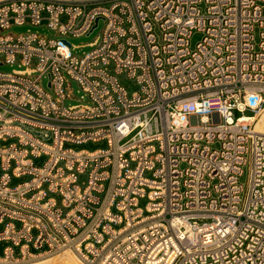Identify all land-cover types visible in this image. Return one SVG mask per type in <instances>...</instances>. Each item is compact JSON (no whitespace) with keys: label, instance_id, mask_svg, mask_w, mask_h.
<instances>
[{"label":"built area","instance_id":"1","mask_svg":"<svg viewBox=\"0 0 264 264\" xmlns=\"http://www.w3.org/2000/svg\"><path fill=\"white\" fill-rule=\"evenodd\" d=\"M26 25L54 37L9 33ZM5 65L0 264H264V0L2 1Z\"/></svg>","mask_w":264,"mask_h":264},{"label":"rangeland","instance_id":"2","mask_svg":"<svg viewBox=\"0 0 264 264\" xmlns=\"http://www.w3.org/2000/svg\"><path fill=\"white\" fill-rule=\"evenodd\" d=\"M103 29H104V22L101 21L99 23V27L90 36H85V37H81V38L69 37L68 38V42L74 48L72 50L73 55L77 56L79 58H82L85 55H87L90 52H92L93 49L88 47V45L94 43V41L101 35ZM28 32L38 33L40 35L47 36V37H54V34L52 32H50L47 29V27H45V26L34 28V27L29 26V25H26V26H23V27H13L9 31L10 34H14V35H24V34H26ZM201 40H202V35L199 34V33H194V35H193V37L191 39V42H190L191 49L195 50L197 44L200 43ZM17 68H18L17 66L5 65V66H1L0 67V72L11 73L14 70H17ZM120 81L128 89L130 94H132V93L137 91L136 85L133 84V83L128 82L125 79V77L122 76L120 78ZM71 84H72V90H73V93H74L75 100L71 101V102H69V101L66 102V106H74V105H76L77 104L76 100L80 99V97L83 96V94H82L80 88L78 87V85L76 83H73V82ZM42 85L44 87H47V79L43 80ZM246 114L248 116L251 115L250 113H246ZM236 116H239V115L236 114ZM11 142H13V141L9 142L8 140H5L4 142L1 143V145H6V144L11 143ZM67 147L73 148L75 150L95 151V150L106 148V144L105 143H98V144L90 143V144L83 145V146L68 145ZM44 162H45V158H42L40 160L35 161L36 166H38V167L42 166ZM243 171H244L243 172V176L240 178V184L243 185V187L247 191V188H248V185H249V179H250V166L248 165V166L244 167ZM146 176L148 178L152 177L151 174H147ZM29 180H30V177H23V178H20V179H13V181L11 183V186H17L19 184L28 182ZM245 197H246V194H243L242 195V201H244ZM147 203H148L147 200H141L140 201V208L145 209ZM113 211L115 212V210H113ZM113 227L115 229H119L120 228L119 226H113ZM0 229H2V228L0 227ZM5 246H6L5 243H0V253H2V251H3ZM62 254L59 253V254H56V255H53V256L43 257L41 259H37L35 261L28 262V263H25V264H34V263H37V262H40V261L48 260V259H51V258H56V257H58V255L61 256Z\"/></svg>","mask_w":264,"mask_h":264},{"label":"bare ground","instance_id":"3","mask_svg":"<svg viewBox=\"0 0 264 264\" xmlns=\"http://www.w3.org/2000/svg\"><path fill=\"white\" fill-rule=\"evenodd\" d=\"M2 1H6V0H0V2ZM254 121H255L253 128L254 133L259 135H264V109L258 114V116ZM34 264H82V263L74 255L73 252L65 251L61 256L58 255V257L56 258H51Z\"/></svg>","mask_w":264,"mask_h":264},{"label":"water","instance_id":"4","mask_svg":"<svg viewBox=\"0 0 264 264\" xmlns=\"http://www.w3.org/2000/svg\"><path fill=\"white\" fill-rule=\"evenodd\" d=\"M98 22H99V19L96 20V22H95V26H94V29L97 28ZM65 43H66V42H65Z\"/></svg>","mask_w":264,"mask_h":264}]
</instances>
